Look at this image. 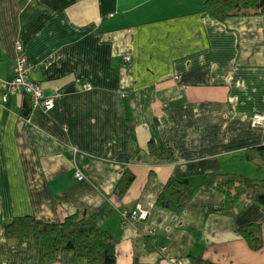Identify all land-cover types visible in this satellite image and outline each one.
<instances>
[{"label": "crops", "instance_id": "1", "mask_svg": "<svg viewBox=\"0 0 264 264\" xmlns=\"http://www.w3.org/2000/svg\"><path fill=\"white\" fill-rule=\"evenodd\" d=\"M204 1L0 0V78L12 76L21 43L30 78L55 95L50 110L33 107L26 119L25 93L3 101L0 85L3 219L92 216L118 240L116 264H191L190 255L264 264V243L252 250L236 231L264 224L258 203L227 216L223 195L200 186L178 212L155 204L171 175L195 184L208 171L264 177L240 156L264 143V125L250 124L264 112V14L221 21ZM150 142L174 159L151 153ZM126 169L134 179L117 193ZM136 204L146 219L129 215ZM0 264L85 259L65 252L45 263L31 237L8 240L0 226Z\"/></svg>", "mask_w": 264, "mask_h": 264}, {"label": "trees", "instance_id": "2", "mask_svg": "<svg viewBox=\"0 0 264 264\" xmlns=\"http://www.w3.org/2000/svg\"><path fill=\"white\" fill-rule=\"evenodd\" d=\"M204 12L221 21L236 15H261L264 14V0H205ZM19 92L26 95L20 114L28 119L33 108L32 98L25 91ZM149 151L161 158L175 157L171 149L158 152L152 142L149 144ZM240 156L257 167L264 166V143L247 147ZM133 179L134 174L126 169L114 191L117 193L125 191ZM200 186H209L223 195L221 213L224 215L235 216L248 201H254L264 208V177H253L233 171H208L196 184L189 178L171 175L167 178L155 204L178 212L190 201ZM132 210L129 212L130 216H133ZM133 217L143 219L137 215ZM0 226L8 240L31 237L41 248L45 263L57 262L65 252H72L75 256L84 258L85 264L117 262L115 246L118 240L111 230L99 224L92 216L81 212L69 213L63 220L53 222L42 220L32 214L16 215L9 220L0 216ZM236 231L252 250L257 251L263 247L262 222L242 224ZM190 260L191 264H220L199 255H190Z\"/></svg>", "mask_w": 264, "mask_h": 264}, {"label": "built area", "instance_id": "3", "mask_svg": "<svg viewBox=\"0 0 264 264\" xmlns=\"http://www.w3.org/2000/svg\"><path fill=\"white\" fill-rule=\"evenodd\" d=\"M23 49L21 43L16 45L17 55L13 76L8 79L0 78V85L3 90V101H6L9 92L25 91L31 95L33 107H41L50 110L54 105L55 95L45 94L42 84L31 80L29 77L31 64L28 62ZM129 58L130 56L126 55L125 60H129ZM250 124L252 126L264 125V114L258 112L254 113L250 117ZM72 152L76 153L77 148L73 147ZM74 176L77 179H82L84 175L80 170H75ZM147 213V209L143 208L140 204H136L131 215H137L138 217L145 219L148 215Z\"/></svg>", "mask_w": 264, "mask_h": 264}, {"label": "rangeland", "instance_id": "4", "mask_svg": "<svg viewBox=\"0 0 264 264\" xmlns=\"http://www.w3.org/2000/svg\"><path fill=\"white\" fill-rule=\"evenodd\" d=\"M126 55H129V54H125V55H124V58L126 57ZM129 56H130V55H129ZM130 58H131V56H130ZM130 58H129V60H130ZM254 113H256V112H254ZM254 113H253V114H254ZM258 113H263V114H264V112H258ZM253 114H252V115H253ZM252 115H251V116H252ZM251 126H252V125H251ZM258 126H262V125H258ZM255 127H256V126H255ZM147 214H149V212H148ZM147 216H148V215H147Z\"/></svg>", "mask_w": 264, "mask_h": 264}]
</instances>
